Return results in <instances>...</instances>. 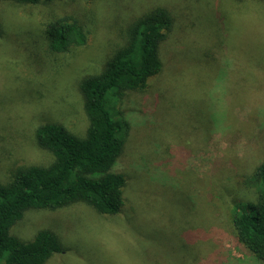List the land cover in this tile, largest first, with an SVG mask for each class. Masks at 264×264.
<instances>
[{"label": "rangeland", "instance_id": "rangeland-1", "mask_svg": "<svg viewBox=\"0 0 264 264\" xmlns=\"http://www.w3.org/2000/svg\"><path fill=\"white\" fill-rule=\"evenodd\" d=\"M159 6L176 17L162 71L114 103L129 123L115 167L126 177L125 205L115 215L84 202L27 210L14 235L31 240L48 228L61 241L45 264H264L231 223L234 204L255 199L249 178L264 164L259 0H0V182L17 167L53 161L36 141L38 125L86 134L80 82L125 43L131 22ZM65 16L88 41L52 52L47 25Z\"/></svg>", "mask_w": 264, "mask_h": 264}, {"label": "trees", "instance_id": "trees-1", "mask_svg": "<svg viewBox=\"0 0 264 264\" xmlns=\"http://www.w3.org/2000/svg\"><path fill=\"white\" fill-rule=\"evenodd\" d=\"M2 1L40 4L53 0ZM175 21L174 13L161 6L141 15L126 28L125 43L101 71L82 79L79 88L89 119L84 136L58 122L36 127L37 143L51 151L54 159L48 165L17 167L8 183L0 182V264H45L63 250L58 235L48 228L39 230L31 240L12 233L29 209L55 210L84 202L102 214L121 212L126 177L115 167L125 149L129 123L114 103L128 90L145 89L162 71L161 46ZM46 33L49 49L56 53L69 52L88 41L87 30L73 16L50 22ZM249 179L255 181V199L234 204L231 223L237 240L264 261V164Z\"/></svg>", "mask_w": 264, "mask_h": 264}]
</instances>
